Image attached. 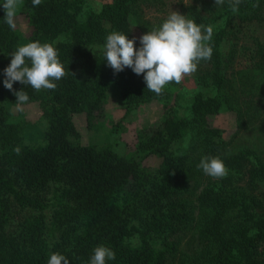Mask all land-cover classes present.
<instances>
[{"label":"trees","instance_id":"trees-1","mask_svg":"<svg viewBox=\"0 0 264 264\" xmlns=\"http://www.w3.org/2000/svg\"><path fill=\"white\" fill-rule=\"evenodd\" d=\"M87 1L42 0L33 7L32 0H23L28 42L52 44L67 73L54 81L55 90L13 84L15 91L27 92L28 102L39 103L46 119L43 141L34 145L21 143L20 124L6 108L17 98L4 87V69L21 43L0 7V264H47L53 252L67 256L69 264H88L100 245L115 252L107 264H169L177 251L174 236L193 222L196 209L210 216L211 246L201 264H264V193L254 194L264 180V160L247 147L227 152L228 139L212 123L221 95L195 91L181 114L166 103V90L156 95L146 88L143 74L131 68L114 74L98 49L113 31L141 46L130 22L136 0H103L97 9H88ZM263 5L264 0H243L236 14L247 19ZM232 14L228 5L210 21L192 19L212 22L211 78L202 83L218 91L225 81L220 45ZM112 84L128 111L152 100L162 103L160 120L138 129L125 155L110 145L82 144L72 120V113L84 112L91 126ZM194 151L201 158L219 157L229 172L193 201L185 188ZM151 157L160 159L156 167L145 164ZM234 181H245L250 190L237 189ZM230 211L237 218L226 236L223 223ZM134 234L137 244L129 240Z\"/></svg>","mask_w":264,"mask_h":264},{"label":"rangeland","instance_id":"rangeland-1","mask_svg":"<svg viewBox=\"0 0 264 264\" xmlns=\"http://www.w3.org/2000/svg\"><path fill=\"white\" fill-rule=\"evenodd\" d=\"M101 2L103 0H88L87 8L97 9ZM227 7V0L222 6H215V0H136L131 5L130 22L134 34L139 38L158 27L172 11H178L187 19L200 18L210 21ZM16 24L15 31L21 45L28 43L30 27L22 7L17 12ZM201 24L210 26L212 22ZM220 50L223 54L225 81L219 91L213 83H202L203 79L210 81L212 70L211 63L202 60L197 71L184 77L180 84L172 82L165 86L163 90L169 94L165 101L177 106L180 113L185 114L193 92L200 91L205 95L220 94L221 111L212 123L220 127L223 136L228 139L227 152L233 153L239 148L247 147L264 160V5L247 19L236 13L232 14ZM161 104L160 101L152 100L128 111L125 103L119 98L116 84H112L102 111L91 126L87 124L84 112L72 113V120L80 133L82 144L110 145L115 151L125 155L133 149L138 129L160 120ZM6 108L11 112V120L20 124L21 143H42L47 122L37 101L25 103L23 111L16 110V102L7 103ZM190 158L194 171L188 178L185 192L186 196L194 201L205 186L213 181L220 183V179H213L197 168L201 160L199 152H190ZM159 162L157 157L145 160V164L150 167H156ZM233 184L237 189L250 190L245 181H234ZM222 186L226 191L232 188L225 183H222ZM256 187L254 194L264 193V180ZM236 214V211H230L224 217L223 234L226 236L230 233L229 222L236 220ZM209 221L210 216L199 209L195 210L193 222L174 236L177 251L172 255L169 264H201V259L207 255L211 246ZM129 240L133 244L138 243L136 234L130 236Z\"/></svg>","mask_w":264,"mask_h":264},{"label":"clouds","instance_id":"clouds-1","mask_svg":"<svg viewBox=\"0 0 264 264\" xmlns=\"http://www.w3.org/2000/svg\"><path fill=\"white\" fill-rule=\"evenodd\" d=\"M233 13H238L243 0H227ZM42 0H32L37 7ZM225 0H215V6H222ZM23 6V0H3L0 7L4 10V22L10 29L17 27L16 16ZM258 4H253L257 7ZM213 27L197 24L178 11H172L158 26L139 37L140 47H135L136 38L129 39L127 34L113 31L106 37L104 45L98 51L107 60L115 73L131 68L137 74H143L146 88L161 95L169 83L180 84L184 77L194 74L199 63L210 60L213 54L211 41ZM10 64L4 69V87L16 96V110L23 111V105L29 101L24 89L15 91L14 82L31 86L35 91L55 90L59 81L67 73L58 58V52L52 44L31 41L18 46L10 54ZM17 155L20 148H14ZM197 168L213 179L228 175L223 160L219 157L204 156ZM115 259V252L106 246H97L88 264H107ZM47 264H69L68 257L53 252Z\"/></svg>","mask_w":264,"mask_h":264}]
</instances>
